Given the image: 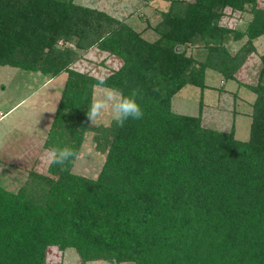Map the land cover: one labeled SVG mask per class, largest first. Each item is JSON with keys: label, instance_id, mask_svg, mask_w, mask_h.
I'll return each instance as SVG.
<instances>
[{"label": "trees", "instance_id": "16d2710c", "mask_svg": "<svg viewBox=\"0 0 264 264\" xmlns=\"http://www.w3.org/2000/svg\"><path fill=\"white\" fill-rule=\"evenodd\" d=\"M226 9L250 14L243 29L220 23ZM160 15L148 39L74 0H0V65L66 73L48 174L30 172L16 190L0 184V264H49L51 247L74 249L82 264H264V53L256 82L243 83L255 94L246 140L234 126L211 128L172 109L184 86L207 88L208 69L237 79L264 38V6L171 0ZM241 40L231 52L228 43ZM91 48L120 65L103 77L73 69ZM95 86L119 93V114L100 128L105 158L90 177L74 164Z\"/></svg>", "mask_w": 264, "mask_h": 264}, {"label": "rangeland", "instance_id": "374dc122", "mask_svg": "<svg viewBox=\"0 0 264 264\" xmlns=\"http://www.w3.org/2000/svg\"><path fill=\"white\" fill-rule=\"evenodd\" d=\"M171 0H74L78 4L98 8L126 21L144 36L153 39L151 30L160 19V11L166 10ZM264 6V0H259ZM250 19L246 12L226 9L222 25L243 29ZM150 28V29H149ZM244 40L231 41L228 47L236 51ZM59 41L58 45H62ZM255 52L236 73V80L224 81L222 75L208 69L205 75L207 88L184 86L172 99L175 112L200 115L202 124L219 130L235 129V137L246 140L249 136L250 113L255 94L243 83H255L261 67L260 55L264 53V38L254 41ZM190 45L187 53H194ZM82 57L72 68L96 77H103L120 65V60L96 48L81 52ZM201 56V55H200ZM66 73L50 78L39 72L25 71L0 65V184L16 190L30 177V172L48 174V166L54 157L47 147L51 127L61 96ZM93 112L90 129L85 135L74 171L96 177L104 162L106 146L100 142V128L111 124L119 114V93L101 86L93 92ZM49 264H82L74 249L63 253L49 249ZM86 264H115L105 260ZM124 264V263H120ZM131 264V263H125Z\"/></svg>", "mask_w": 264, "mask_h": 264}]
</instances>
